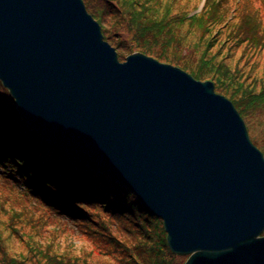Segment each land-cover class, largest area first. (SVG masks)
<instances>
[{"label":"water","instance_id":"obj_1","mask_svg":"<svg viewBox=\"0 0 264 264\" xmlns=\"http://www.w3.org/2000/svg\"><path fill=\"white\" fill-rule=\"evenodd\" d=\"M0 83L51 147L160 218L184 264H264V156L212 82L120 61L83 0H0Z\"/></svg>","mask_w":264,"mask_h":264},{"label":"trees","instance_id":"obj_2","mask_svg":"<svg viewBox=\"0 0 264 264\" xmlns=\"http://www.w3.org/2000/svg\"><path fill=\"white\" fill-rule=\"evenodd\" d=\"M83 2L119 60L133 52L150 55L151 46L171 44L178 51L192 45L201 54L195 79L215 80L216 91L244 118L256 106L264 109V67L259 71L258 65L264 0ZM235 50L240 55L234 61ZM248 64L259 73L246 72ZM251 76L258 80L247 83ZM257 82L262 90L256 94ZM178 256L168 248L160 220L133 192L51 147L19 118L0 83V264H181Z\"/></svg>","mask_w":264,"mask_h":264},{"label":"rangeland","instance_id":"obj_3","mask_svg":"<svg viewBox=\"0 0 264 264\" xmlns=\"http://www.w3.org/2000/svg\"><path fill=\"white\" fill-rule=\"evenodd\" d=\"M203 5H204L203 2H201V4L199 5V8L194 13H198L201 10V8L203 7ZM183 45H188V44L186 42H183ZM184 49H185L184 46L183 47H179L178 51H177V50H175L174 48L171 47V44L170 45L168 44L165 48L163 46H160V47L159 46H156V47L151 46V54L150 55L149 54H145V55H147L149 57H152L153 59H155V60H157V61H159L161 63H164V62L160 61L158 58H156L155 57L156 55L162 54V55H164V57L166 56V58L167 57L168 58H172L173 57V58H175L177 60L178 64L174 63L173 61L171 63H166V64L178 67V68H180L181 70H183L184 72L188 73L189 75H191L193 77L192 70H197V67H199L200 62H201L200 61V55L201 54L197 50H195L192 45L188 49H186V50H184ZM133 53H135V52H133ZM239 55H240V51L239 50L233 51L232 60L235 61L239 57ZM127 56L128 55H125L123 57L124 60H125V58ZM124 60H122V61H124ZM254 61L255 60H253V65H255ZM242 64H243V62L241 63V65ZM244 64H245V62H244ZM244 64H243V66H244ZM253 65L248 64V67H247V69L245 71L247 72L249 70H253L255 73H259V71H261V69L264 67V53L258 59L259 71H257L255 67L253 69ZM183 67H185V68H183ZM207 76H209V75H207ZM255 79L258 80L255 76H251L247 80V83H253ZM222 80L224 81L225 79H222ZM198 81H202V80H198ZM209 81L213 83L215 92L220 94L219 92L216 91V82H215V80H211L210 79ZM221 87L224 88L225 84H223ZM252 87H253V90H254V92L256 94L260 93L261 90H262L261 89V85H260L259 82L256 83V86L253 85ZM220 95H223L228 100H230L224 94L221 93ZM260 108L261 107H259V106L254 107L252 110H250L247 113V115L245 116L246 118L242 117L241 115L240 116L244 120V123L246 125V128H247V131H248L249 138H250L251 142L254 144V146H256L262 152V154L264 156V109H260ZM158 219L160 220L161 228L163 230V234H164V238H165V242H166V232L163 229L162 220L160 218H158ZM7 234L8 233L6 232V235ZM262 236H264V230L262 232ZM10 240H11L10 242L12 244V247H13L14 251L15 252L19 251L20 249H19V247L17 245L16 240L14 238H11ZM177 255H179L178 257H180V259L182 260L181 264H184L186 262V260L188 259V256H189V255H180V254H177Z\"/></svg>","mask_w":264,"mask_h":264},{"label":"bare ground","instance_id":"obj_4","mask_svg":"<svg viewBox=\"0 0 264 264\" xmlns=\"http://www.w3.org/2000/svg\"><path fill=\"white\" fill-rule=\"evenodd\" d=\"M261 236H262V234H261Z\"/></svg>","mask_w":264,"mask_h":264}]
</instances>
